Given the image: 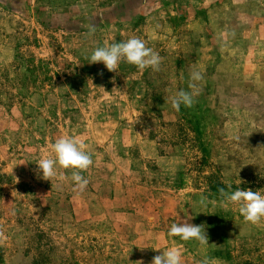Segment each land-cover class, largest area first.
Masks as SVG:
<instances>
[{
    "label": "rangeland",
    "instance_id": "obj_1",
    "mask_svg": "<svg viewBox=\"0 0 264 264\" xmlns=\"http://www.w3.org/2000/svg\"><path fill=\"white\" fill-rule=\"evenodd\" d=\"M192 1L195 21L187 0H0V264H151L170 247L184 264H264V218L219 193L264 195V0ZM133 36L159 71L89 63ZM191 71L202 112L171 106ZM62 135L92 155L83 191L72 169L37 174ZM184 221L209 244L168 235Z\"/></svg>",
    "mask_w": 264,
    "mask_h": 264
},
{
    "label": "clouds",
    "instance_id": "obj_2",
    "mask_svg": "<svg viewBox=\"0 0 264 264\" xmlns=\"http://www.w3.org/2000/svg\"><path fill=\"white\" fill-rule=\"evenodd\" d=\"M89 35L94 34L96 26L94 24L85 25ZM89 59V63L103 62L105 67L111 72H117L121 61L135 65L138 69L144 70L152 68L159 71L161 58L159 53L148 47L145 41L138 37H130L126 41L114 42L110 45L105 42L103 46L96 47ZM188 91L181 89L178 93L171 97V106L177 111L183 104L191 107L194 104V98L199 95L197 83L203 79L200 71H191L189 74ZM54 156H42L36 164L38 165L37 174L45 180H51L57 177L63 181L65 176L63 173L57 174V165L62 169H72L71 180L74 182V191H83L89 181L81 173L88 170L93 164L92 155L86 150L84 142L75 137L62 135L58 137L51 145ZM229 191L220 188L219 193L225 201L239 205V212L246 222L253 224L259 223L264 218V195L259 191L251 189L237 188L230 191L231 184L228 186ZM201 203H205V198L201 199ZM169 236H178L182 240L188 241L195 239L201 245H207L208 236L202 225H195L184 221L181 223H172L168 229ZM144 248H141L143 250ZM159 250L160 248H153ZM143 264V261H140ZM151 264H184L182 260V252L176 247H170L159 255L153 257ZM201 264H210L208 259L201 261Z\"/></svg>",
    "mask_w": 264,
    "mask_h": 264
},
{
    "label": "crops",
    "instance_id": "obj_3",
    "mask_svg": "<svg viewBox=\"0 0 264 264\" xmlns=\"http://www.w3.org/2000/svg\"><path fill=\"white\" fill-rule=\"evenodd\" d=\"M188 2H187V5L189 6V8L191 9V8H193V6H195L194 4H191L193 1L192 0H187ZM237 3H243V4H245L244 6H246V8L247 7H252V6H254L255 5V0H231L230 1V4H231V6H235L234 4H237ZM194 9V12H193V10H192V12H191V17H190V19L189 20H191V21H195V19H197V15L195 14V12H198V10L199 9H201V8H198V9H196V8H193ZM249 16V15H248ZM245 17H247V16H245L244 15V21H246L247 22V20H246V18ZM251 17L252 16H249V20L251 19ZM197 22V21H196Z\"/></svg>",
    "mask_w": 264,
    "mask_h": 264
},
{
    "label": "trees",
    "instance_id": "obj_4",
    "mask_svg": "<svg viewBox=\"0 0 264 264\" xmlns=\"http://www.w3.org/2000/svg\"><path fill=\"white\" fill-rule=\"evenodd\" d=\"M200 105L201 106V109H200V111L202 112V109H203V107H205L203 104L201 105L196 99H194V105L197 107V108H199V106L198 105ZM187 109L185 108V111H186ZM194 117H197L196 118V126H195V132H197L199 135L202 133V130H201V128H202V123H201V120L203 119V118H205L204 116L202 117L201 115L199 116V114L197 115V114H195L194 115ZM203 151H206V148H203Z\"/></svg>",
    "mask_w": 264,
    "mask_h": 264
}]
</instances>
